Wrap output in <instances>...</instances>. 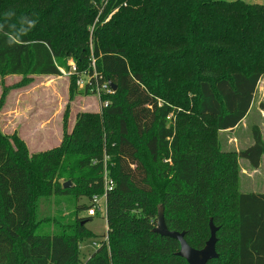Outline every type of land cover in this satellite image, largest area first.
<instances>
[{"label":"trees","instance_id":"trees-1","mask_svg":"<svg viewBox=\"0 0 264 264\" xmlns=\"http://www.w3.org/2000/svg\"><path fill=\"white\" fill-rule=\"evenodd\" d=\"M78 1L0 4V76L58 77L60 69L70 70L71 53L72 83L95 71L100 84L117 86L114 94L100 95L101 114H81L48 153L28 156L19 140L13 147L0 135V264H187L176 255L177 241L153 233L160 206L167 228L184 233L196 250L209 239L212 219L218 258L207 264H264V193L236 188L237 160L260 167V129L252 128V144L238 153H221L214 138L237 128L253 105L264 75V4L109 0L90 50L97 5L105 0ZM118 7L130 22L101 25ZM137 48L157 73L144 75ZM175 68L191 75L198 91L195 135L185 133L193 125L167 123L175 101L161 95L156 82L164 83ZM90 82L85 94H93ZM258 108L264 112V101ZM108 120L115 122L112 131ZM104 164L115 183L106 201L107 240L83 261L78 247L92 237L86 225L93 217L77 214L88 206L78 205L69 231L45 234L38 232L36 206L42 195L70 194L53 184L56 177L85 184L82 196L89 200L100 196Z\"/></svg>","mask_w":264,"mask_h":264},{"label":"rangeland","instance_id":"rangeland-1","mask_svg":"<svg viewBox=\"0 0 264 264\" xmlns=\"http://www.w3.org/2000/svg\"><path fill=\"white\" fill-rule=\"evenodd\" d=\"M5 0H1L2 4ZM109 0L101 1L97 5L96 16L89 32V48H92L93 30L101 20ZM231 2L235 0H221ZM250 4H264V0H241ZM76 0L75 6L78 5ZM126 6V4L122 5ZM104 18V22L113 21L130 22L128 12L122 13L120 7L111 9ZM67 28L65 33H67ZM136 64L141 67L145 76H152L158 69L152 66V62L142 57V52L138 50ZM158 59V58H157ZM74 63L73 54H69L67 66ZM66 75L55 76H0V135L7 138L14 147L13 139L19 140L26 148L28 156L43 155L49 151L60 147L66 135H70L81 114L102 113V103L97 95L85 94L83 87L75 83L67 74L68 70L61 69ZM153 70V71H152ZM155 70V72H154ZM79 79L87 80V75H79ZM75 84V85H74ZM162 94H167L171 101L172 112L167 123L172 125L179 119L183 125H193L194 127L185 132L187 136L195 135L194 129L199 125L195 118L196 104L198 101V91L194 85L193 77L186 74L183 69L175 68L165 79L156 82ZM184 85V86H183ZM84 86V83H83ZM169 101V100H168ZM264 101V75L261 77L253 105L247 118L235 129L230 131L216 132L214 138L217 148L221 153H238L252 144L251 130L254 126L260 129L264 142V112L260 111L258 105ZM191 123V124H190ZM110 131L114 127V120L107 122ZM237 192L239 193H264V155L261 159L260 167L252 169L244 160H237ZM70 190L67 196H54L52 194L41 196L36 206V215L41 220L39 233L59 232L62 229L69 231L75 220L74 212H77L78 205H87L89 199L82 196L86 185L65 178H54L53 184L63 186ZM104 201L102 200V204ZM158 208V207H157ZM78 218H86V212H79ZM61 227V228H59ZM92 233V237H84L78 247V256L81 260H86L95 250V244L102 241L106 235L107 222L103 211L93 217L92 221L86 225Z\"/></svg>","mask_w":264,"mask_h":264},{"label":"water","instance_id":"water-1","mask_svg":"<svg viewBox=\"0 0 264 264\" xmlns=\"http://www.w3.org/2000/svg\"><path fill=\"white\" fill-rule=\"evenodd\" d=\"M108 84L112 90L116 91L117 86L115 84L110 81ZM67 187H69V183L63 185V188ZM209 230L210 236L204 247L200 250L193 249L185 241L184 233L170 231L167 228L164 220L163 208L160 206L157 209L156 226L153 229V233L161 237H167L177 241L179 243V251L176 253V255L184 259L187 264H207L209 261L218 258V254L215 250V245L217 242L216 232L218 228L214 226L212 219L209 220Z\"/></svg>","mask_w":264,"mask_h":264},{"label":"built area","instance_id":"built-area-1","mask_svg":"<svg viewBox=\"0 0 264 264\" xmlns=\"http://www.w3.org/2000/svg\"><path fill=\"white\" fill-rule=\"evenodd\" d=\"M90 31H92V29ZM91 66L94 69V60H92ZM60 72H61V75H63V74L66 75L64 73V71L61 70V69H60ZM75 73H76L75 65L73 63H70V70L68 71L67 74L71 75V74H75ZM84 76H86V75H84ZM91 78L94 79L95 84L92 87V89H90V92H92L94 95H97L98 98L102 94H104V95H112V94H114L115 91L112 90V88L109 86L108 81H103L100 84V81L102 80V77H99L95 73V71H94V74H93L92 77L87 76V80L86 81H83V79H79L78 78L77 84L80 87L82 86L83 89H85L86 85H90V86L92 85V83L90 82ZM83 83H84V86H83ZM103 105L106 106L107 103H105ZM105 160H106V158H105ZM93 163H95V162H93ZM114 186H115V183H114L113 179L109 175V170L107 168V165L104 164V167H103V192H102V194L100 196L99 195L92 196V198L88 201V204H87L88 208L85 211L87 217H95V216L99 215V213H101L103 211V213L105 215V218H106L107 196H108V193L113 191ZM102 200L104 201V205H101L102 204ZM106 230L108 231V228H106ZM107 231H106V235L102 239L103 241L107 240ZM99 245H100V242L95 244V247L97 248V247H99Z\"/></svg>","mask_w":264,"mask_h":264}]
</instances>
